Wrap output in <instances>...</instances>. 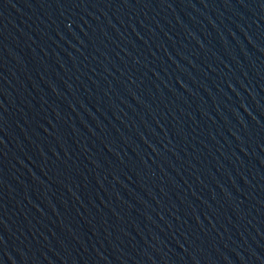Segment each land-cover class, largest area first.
<instances>
[{
    "label": "water",
    "instance_id": "1",
    "mask_svg": "<svg viewBox=\"0 0 264 264\" xmlns=\"http://www.w3.org/2000/svg\"><path fill=\"white\" fill-rule=\"evenodd\" d=\"M0 264H264V0H0Z\"/></svg>",
    "mask_w": 264,
    "mask_h": 264
}]
</instances>
